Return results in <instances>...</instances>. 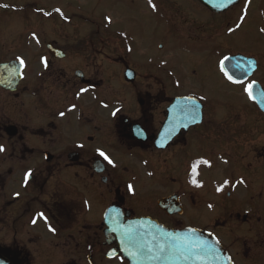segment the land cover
Returning a JSON list of instances; mask_svg holds the SVG:
<instances>
[{"label":"flooded vegetation","instance_id":"af4514ba","mask_svg":"<svg viewBox=\"0 0 264 264\" xmlns=\"http://www.w3.org/2000/svg\"><path fill=\"white\" fill-rule=\"evenodd\" d=\"M190 1L195 11L201 12L200 19L204 22L199 29H192L190 37L184 38L190 43L187 53L201 56L203 62L214 54L208 51L209 44L213 41V45L219 44L215 48L221 51L215 64L217 74L225 85L238 89L253 109L245 107L236 114L214 117L201 93L191 90L186 83L173 81L170 74L165 79L169 82L168 95L160 88L165 81L159 78L152 77L155 84H146L148 88L144 90V68H134L126 60L129 37L104 25L102 29L100 24L81 15L80 7L76 12H68L71 9L68 3L63 9L61 25L77 29L83 23H92L93 30L55 32L57 36L46 44L60 50L63 58L58 60L49 55L45 64L40 57L36 64L45 69L34 71L29 79L25 75L28 65L17 52L20 35L11 38L12 34H7L5 39L0 34V67L10 66L3 74L7 87L0 86V147L4 149L0 151V264H41L42 261L51 264L53 253L58 264H129L122 254L108 256L117 249L114 241L108 245L104 238L103 213L108 207H114L121 216L128 215L124 223L150 217L168 229L190 227L211 231L231 264H264V226H251L249 219L252 214L262 212L255 194L258 185L264 182V112L244 91L247 85L254 84L264 92V53L242 54L241 50L228 47V36L239 33L238 29L234 32L228 29L235 28V21L245 11L233 14L245 0H238L237 5L220 14L198 0ZM122 2L127 9L134 3L133 0ZM17 8L0 0V17L8 18L7 12L15 14ZM106 17L109 16H102L103 22L111 20V27L114 21ZM50 19L52 24L59 22ZM168 25L172 29L170 21ZM261 29L264 19L259 29L264 43ZM163 47L160 42L158 49ZM235 55L255 61V69L237 85L226 81L218 70L220 60ZM67 58L79 62L53 68L51 60ZM20 59L25 67H18ZM199 63H193V71ZM150 66L165 72L163 65ZM128 69L135 73L133 81L125 77ZM67 71H72L70 77L66 76ZM195 74L197 70L192 73L196 78ZM43 75L46 81L41 79ZM81 88L86 91L81 93ZM180 97L200 103L199 118L196 105H183L178 117L167 124L168 111ZM159 138L161 144L167 142L162 149L155 147ZM100 152L113 163L104 160ZM197 160H206L208 164H198L193 174L191 166ZM170 164L174 166L171 176L158 174V179L159 167ZM234 165L240 168L238 173L231 171ZM212 168H219L222 174L216 176L221 180L204 177L205 172L212 173ZM26 172L32 174L27 184ZM225 179L230 181L229 185L218 192L216 189ZM241 180L243 183H239ZM154 182L159 188L151 196L148 184ZM200 193L204 198L200 196L198 202L193 195ZM172 195L176 196L181 211L168 216L157 203ZM233 199V212L242 226L210 229L196 225L201 223L186 216L189 210L191 213L202 208L212 216ZM149 209L152 215L147 213ZM87 221L94 222L93 229L87 228L91 226Z\"/></svg>","mask_w":264,"mask_h":264},{"label":"rangeland","instance_id":"374dc122","mask_svg":"<svg viewBox=\"0 0 264 264\" xmlns=\"http://www.w3.org/2000/svg\"><path fill=\"white\" fill-rule=\"evenodd\" d=\"M94 1L95 0H6L7 4H13L18 6V8L17 13L15 14L7 12V15H10L8 18L3 16L0 17V34L3 38L5 37V39L7 34H12L10 36L11 38L15 34V37L20 35L18 38L21 40V46L20 50L17 52L21 53V57L25 59L28 65V68L25 69V75H27L26 78L29 79V77L35 73L34 71L40 72L45 69L39 67L36 63L40 60V57L42 61H45L46 58L48 59L49 55L45 46L49 40L54 39V36H57L55 32L62 30H81L91 32V30H93L91 23H83L77 29H75V27L66 28L59 22L52 24L51 19L46 17V14L50 11H52L54 15L57 13L62 14V10L68 3L71 7V9H68V12H76L78 11L77 7H80L83 10L80 14L88 20L100 24L102 29L104 25L102 16L107 15L111 17L114 22L111 27H107L108 30L123 32L129 37L126 41V60L134 68H144V90L148 88L145 86L146 84H155L152 77L154 79L159 78L165 81V84L160 88H162L164 94L168 95L169 82L165 79H167V75L170 74L173 81L180 84L186 83L191 90L197 91L198 94L201 93L204 97L202 99L206 103L207 109L214 112H212L214 117H222L233 113L236 114L245 107L253 109V106L246 102L247 100L242 95H239L238 89L225 85L217 74L215 64L219 58H217V56L221 51L219 49L215 50V48L219 44L213 45L214 41L209 44L208 51L214 52V54L208 60H204L203 62L201 61V56L190 55L187 53L190 43L186 42L184 38H187V36L190 37L192 29H199L198 26H200L201 22H204L203 19H200L202 17L201 12L195 11V5H193L192 1L152 0V4L155 5V10H153L149 5V0H133L134 3L132 2L129 6V9L132 10L133 13L123 6L122 0H98L96 3H93ZM251 1L252 3L245 0L242 3L241 9L233 14L236 16L244 10L246 19L242 22V27L238 29L239 33H233L228 36V47L229 49H239L242 54L252 52L255 55H260L264 53V43L261 42L259 37V29L262 27L264 19V0ZM143 2L144 12H141V5ZM161 2L163 5L160 4ZM32 3L36 8H44L43 10L46 11L45 14L35 15L36 13L33 12ZM56 9H59L60 11L57 12ZM185 9H188L189 11H186ZM85 11L88 12L86 15ZM229 15L228 19L230 17ZM6 20H9V22ZM54 20L59 19L55 17ZM168 21L172 23V29L169 28ZM238 21L239 20L235 21V26ZM212 31V35L215 36L213 28ZM218 31L219 30H216V32ZM29 33L35 34V38L33 34L29 36ZM175 35H177V37ZM177 38L182 41L177 42ZM160 42L162 46H164L162 50L158 49ZM174 46L177 48L176 52ZM224 49L228 48L224 47ZM12 56H14V54L9 55L8 59L12 58ZM68 57H70V59L74 58V56L70 55H68ZM196 61H199L200 63L197 65L198 69H194V71L197 70V74H195L197 77L195 78V76H192L194 71L191 66H193V63H196ZM51 62L53 63L54 69H60L64 67L65 64L79 61H69V58H67L65 61L51 60ZM262 62L264 63V59ZM150 65H163L162 67L165 69V72L162 73L160 70L157 71L156 69H152ZM71 72L72 71H67L66 76L70 77ZM41 79L46 81V76ZM170 93L174 92L170 90ZM159 169L160 172L156 173L158 179H160L158 174L169 175L168 177H170V174H172L174 170V166L170 164L168 167L164 168V166L161 165ZM218 170L219 168H212V173L211 171L207 172V174L205 172L204 177L206 179H212L214 177L213 180H221V178L218 179L216 176L222 174L220 173V170ZM239 170L240 168L238 166H232L231 171L233 173H238ZM148 185L150 186L149 191L151 196H153L155 189L159 188V186L155 182L149 183ZM258 186L259 189H256L258 194H255V197H258V200L256 201L258 203L257 205L262 204V213H254L250 216L249 219L251 220V226L253 224L256 226H264V182ZM173 187L174 186L172 185L171 188ZM256 187H254V189ZM159 194H162L161 190H159ZM200 196L202 198L204 195L202 196L201 193L193 195V197L197 198L198 202ZM234 200L235 199H233V201L231 200V204H226L223 208L217 209V213L212 214V216L210 212L204 208L196 209L195 211L192 210L191 213L189 210L186 216L188 219L201 223L196 225L201 227L208 226L210 229H215L217 226H242L240 218H235V213L233 212L235 211L233 207ZM147 213L152 215L150 209ZM210 218H212L211 220H213V223L215 224H213L211 220L209 221ZM257 218H260V220L257 221ZM88 222L89 221H87V224L91 226H87V228L93 229L94 222ZM216 231L219 232L220 230L217 228ZM56 256L57 255L53 253L51 264L56 263ZM48 259L51 260L50 257H48ZM34 264L40 263L35 262ZM41 264H46V262L42 261Z\"/></svg>","mask_w":264,"mask_h":264},{"label":"water","instance_id":"95a60500","mask_svg":"<svg viewBox=\"0 0 264 264\" xmlns=\"http://www.w3.org/2000/svg\"><path fill=\"white\" fill-rule=\"evenodd\" d=\"M198 1L210 11L219 13L236 3L237 0ZM48 49L52 56L62 57L59 51L51 49L50 46ZM236 59L245 64V66L239 65L243 74L246 73L244 75H248L252 69L247 61L240 57H236ZM231 64L236 65L238 63L229 59L227 65L232 70ZM9 67L8 65L0 67V86L4 88L7 85L4 82L5 75L3 74ZM189 101L195 102L190 99H177L174 104L176 106H173L169 111L171 119H174L182 105L188 104ZM158 207L166 212L167 215L180 213L176 200L173 198L159 201ZM122 219L123 217L115 209H108L104 214V223H106L108 228L104 231V234L108 240L112 234L115 235L116 241L121 248L120 251L122 253L124 251L123 254L128 258L130 257V264H147L144 255H150L148 259H152V262L148 261V264H230L226 254L210 234L194 229L169 231L146 218L144 220L128 221L125 226L118 225L122 223ZM154 240H156L155 244L153 243ZM161 247L165 249V252H160ZM127 248H133V251L125 253L128 250Z\"/></svg>","mask_w":264,"mask_h":264},{"label":"snow or ice","instance_id":"6c2138e0","mask_svg":"<svg viewBox=\"0 0 264 264\" xmlns=\"http://www.w3.org/2000/svg\"><path fill=\"white\" fill-rule=\"evenodd\" d=\"M149 5L153 8V10H155V5L152 4V0H149ZM56 11L59 12L60 10H59V9H56ZM105 19L107 20L108 18L106 17ZM238 19H239L240 22H238V23L236 24L235 28H229V29H228L229 32H234L235 30H237V29H239V28L242 27V22L246 19V14H243V12H242L241 16H240ZM261 31L264 32V29H261ZM33 36H34V38H35V34H33ZM227 59H228L227 57L224 58V60H227ZM224 60H221V61H220L221 65H222V67H221V71L224 72V75L228 78V80L232 81L233 83H240V82H241L240 80H238V79L234 80V79H233V75H229L228 72L224 70V67H223ZM20 62H21V64L24 63L22 60H21ZM42 62H45V64H46V61H42ZM250 63H251V62H250ZM232 71H233V74H235L236 71H242L241 66H240L239 64L233 65V66H232ZM244 74H246V73H244ZM250 88H251V85H247V86L244 88V91H245V92H248V93H249V96H251V92L249 91ZM79 91H80L81 93H83V92L86 91V89L81 88ZM73 107H74V106H73ZM63 114H64V113H60V115H63ZM3 150H4V149H3L2 147H0V151H3ZM100 155H101V156L104 158V160H106L109 164H112V163H113V161H112L107 155H105V153L100 152ZM201 163H203V164H208V161H206V160H205V161L197 160V161L193 162V164H192V166H191V170H192V173H193V174L196 173L197 165H198V164H201ZM31 175H32L31 172H26V173H25V175H24V182H25V184L28 183L29 178L31 177ZM192 182H193L194 184L196 183L195 180H193ZM229 183H230V181H229L228 179H225V180L223 181V184H222L220 187H218L216 190H217L218 192L221 191L222 188H223L224 186L229 185ZM239 183H243V181L241 180V181H239ZM197 186H199V185H197ZM129 191H132V185H129ZM16 195H19V193H17ZM209 207H212V205H209ZM38 215H39L42 219H45V220H46V217H44L42 213H38ZM32 222L35 224V223H36V220L34 219ZM49 230H50V231H53L54 229H51V228H50ZM160 252H161V253L165 252V249H164L163 247H161V248H160ZM141 254H143V253H141Z\"/></svg>","mask_w":264,"mask_h":264}]
</instances>
